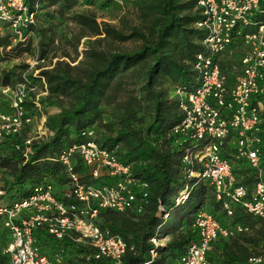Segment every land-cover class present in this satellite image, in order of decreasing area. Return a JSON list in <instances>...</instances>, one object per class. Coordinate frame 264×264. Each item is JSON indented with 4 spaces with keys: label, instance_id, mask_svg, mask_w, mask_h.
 I'll use <instances>...</instances> for the list:
<instances>
[{
    "label": "built area",
    "instance_id": "built-area-1",
    "mask_svg": "<svg viewBox=\"0 0 264 264\" xmlns=\"http://www.w3.org/2000/svg\"><path fill=\"white\" fill-rule=\"evenodd\" d=\"M194 2L200 15L194 26L205 33L201 44L207 54L197 55L195 86L175 87L173 92L181 120L171 133L180 147L183 184L172 197V205L184 206L201 186L205 197L181 221L193 237L174 264H212L208 256L214 242L247 231L238 223L220 221L210 210V197L229 218L241 209L264 222V23L255 32H243L256 24L254 14L260 0ZM37 9V4L31 9L26 0H0V34L10 35L12 44L27 42L34 34L29 27L37 22ZM21 56L26 71L37 73L45 66V58L37 54L25 58V52L16 58L18 62ZM229 60L239 61L231 80L222 68ZM31 86L24 74L14 86H0L2 99L8 101L7 106H0V225L8 237V264L60 263L64 250L51 258L42 250L45 238L53 244L66 242L76 252L83 248L82 254L91 260L122 264L128 245L120 235L101 226L102 212L143 215L149 206V185L133 176L131 165L119 158L116 147L100 145L95 127L82 130L80 141L54 158L64 167L68 178L64 184L46 176L36 183L12 185L13 178L2 166L1 158L11 153L21 163L27 162L33 144L52 134L45 128L29 135L36 115L30 114L27 105L32 103L41 111ZM43 118L41 114L39 121ZM78 162L94 181H81L75 169ZM251 171L255 181L247 183L244 178ZM171 213L160 206L157 215L167 220ZM159 235L157 229L149 239L154 246L161 244ZM157 256L152 248L149 259L138 264H154ZM248 264H264V247L248 258Z\"/></svg>",
    "mask_w": 264,
    "mask_h": 264
},
{
    "label": "trees",
    "instance_id": "trees-1",
    "mask_svg": "<svg viewBox=\"0 0 264 264\" xmlns=\"http://www.w3.org/2000/svg\"><path fill=\"white\" fill-rule=\"evenodd\" d=\"M47 0H26L28 6L37 9V22L30 25L29 31L37 33L44 20L40 17L42 5ZM52 3L60 0H50ZM65 3L71 0H64ZM115 2L112 0H108ZM139 17L146 23L147 32L136 27L129 34H123L112 26L105 24L100 28L94 18L77 15L76 21L80 25L92 26L95 34L104 33L117 41H126L132 37L143 39L141 46L131 51H115L105 53L92 47L84 50V60L79 65L71 66L66 62H57L52 70L41 72L46 80L47 91L50 96H61L68 99L69 106L51 118L52 134L45 140L34 143V149L29 159L21 163L19 156L12 153L1 158L2 166L8 169L13 178L12 185L24 182L36 183L44 177H50L55 183L64 184L68 181L63 165L54 158L69 146L81 139V131L96 124L104 127L108 135L100 137L97 132V141L102 147L117 148L119 158L131 165L133 176L149 185V206L145 213L136 217L129 213H119L112 210L102 212V227H106L112 234L120 235L128 245V250L122 264H138L149 259L150 250L157 251L154 264H167L166 256L174 252L181 254L184 246L192 240L193 232L190 228L178 234L167 244L154 246L149 239L155 235L157 229L161 233L170 223L157 215L159 207L172 214L183 215L195 210L205 197V188L195 189L184 206L175 208L172 197L183 184L179 164L180 147L171 133L172 128L181 120L176 100L173 96L174 88L191 89L195 86L199 71L196 69L198 54H207L201 41L205 38L203 30L194 26L200 18L199 9L194 0H134ZM123 2V1H122ZM122 7L124 4H120ZM255 25L247 26L243 32L251 33L264 23V0H260L259 8L254 14ZM27 42L12 44L10 35L0 34V62L12 57H19L31 51V39ZM87 45L91 42L87 40ZM241 43L238 44V47ZM9 47V48H8ZM8 48V49H7ZM151 61L147 68V85H152V79H168L172 84V91L168 94L150 91L153 101V116L145 128L133 125L136 120V110L132 106L123 108L118 123L105 122L100 110V103L106 96L109 85L108 79L115 73L130 69L137 64ZM222 63L224 73L228 79L234 77L233 67L239 61L229 60ZM25 70L27 65H18ZM10 70H3L0 75V86H14ZM138 123H143L138 119ZM76 171L81 174V181H94L88 174L86 167L78 162ZM248 170V168H247ZM254 172L245 176L247 183L254 182ZM208 204L214 213H221L224 220L238 223L247 228L234 237L214 242L209 252L212 264H248V258L259 252L258 246L264 247V222L241 209H237L232 218L221 211L220 203L210 197ZM217 214V213H216ZM170 215V216H171ZM185 216V215H184ZM183 219V218H182ZM164 231V230H163ZM184 233V234H183ZM45 240H49L46 239ZM58 249L67 250L66 242L54 243ZM83 253V248H78ZM92 264H112L108 260H91ZM0 264H7V257L0 256Z\"/></svg>",
    "mask_w": 264,
    "mask_h": 264
},
{
    "label": "rangeland",
    "instance_id": "rangeland-1",
    "mask_svg": "<svg viewBox=\"0 0 264 264\" xmlns=\"http://www.w3.org/2000/svg\"><path fill=\"white\" fill-rule=\"evenodd\" d=\"M122 1L123 7L117 2L108 0H71L68 3H65L64 0L56 3H52L50 0L45 1L39 14L41 19L44 20L41 23V29H38L37 33L33 34L30 39L31 51L27 53V56H24L26 58L37 54L40 57H44L45 66L37 74L35 70L26 71L27 68L25 70L19 69L18 65L21 63L26 64L22 61V56L19 62L15 57L1 62L0 75L3 70H10L13 73V80L15 81L17 78L19 79L18 75H27L31 82V87H34L31 95H33V98H35L34 96H38L39 98L38 102L40 103L41 111H36L32 103L27 105L30 114L36 115V119L31 125L32 132L29 133L30 136H34L40 131L42 132L45 128L51 129V118L61 108L69 106L67 98L50 96L47 91V85L45 90L46 80L44 77L41 78L42 71L52 70L57 62H66L71 66L79 65L84 60V50L89 47L105 53H112L115 51H131L141 46L143 39L132 37L126 41H117L109 36H105L103 32L95 34L92 26L80 25L76 21L77 15H85L94 18L101 29L104 28L105 24H108L123 34H129L136 27L142 29L143 32H147L149 23H146L139 17L135 1ZM87 40L91 42L89 45L86 43ZM150 63L151 61L137 64L130 69L115 73L108 79L109 85L106 90V96L99 105L103 123H118L123 108L129 105L136 110V120L133 122L134 126L145 128L151 121L154 101L150 91L155 93L167 91L170 94L172 84L168 79L157 78L155 80L152 79V85L148 86L146 72ZM3 105L7 106L8 101L2 99L0 92V106ZM41 114L44 115L42 122L39 121ZM138 119H142L143 123H138ZM95 126L98 129L96 133L98 132L99 137L101 135H108V131L104 127L98 124ZM44 138L46 139V137ZM6 173L9 174L8 169ZM216 213L219 219L224 220V217L220 216L221 213ZM184 215L180 216L174 213L169 217V219L173 218L159 235V242L161 244H167L178 234H182L184 230L188 229L186 223H181L185 219ZM7 241V234L0 225V256L7 257L5 253ZM183 248L185 249V246ZM258 248L261 249L262 245L260 244ZM42 250L53 258L59 249L51 241L44 240ZM179 255L177 252H174L172 255L166 256L165 262L167 264H174ZM87 257V255L76 252L73 249H67L62 253L60 263L57 264H92L91 259Z\"/></svg>",
    "mask_w": 264,
    "mask_h": 264
}]
</instances>
